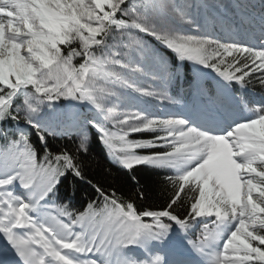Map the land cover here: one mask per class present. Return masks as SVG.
<instances>
[{
  "label": "snow or ice",
  "instance_id": "6c2138e0",
  "mask_svg": "<svg viewBox=\"0 0 264 264\" xmlns=\"http://www.w3.org/2000/svg\"><path fill=\"white\" fill-rule=\"evenodd\" d=\"M254 79L264 0H0V264H264ZM93 140L135 190L86 176Z\"/></svg>",
  "mask_w": 264,
  "mask_h": 264
},
{
  "label": "trees",
  "instance_id": "16d2710c",
  "mask_svg": "<svg viewBox=\"0 0 264 264\" xmlns=\"http://www.w3.org/2000/svg\"><path fill=\"white\" fill-rule=\"evenodd\" d=\"M79 62V59L75 61ZM191 67V65H189ZM256 74H254L255 77ZM188 91L191 92L190 89ZM250 93L252 97L264 95V89H262L258 82L254 79V86H250ZM185 98L192 99L191 93L183 92ZM147 135V134H145ZM130 139L136 138L134 136L129 137ZM67 145V147L74 151L75 145L70 142H59L53 145L55 148H60ZM82 162L85 166V174L88 178L92 179L94 182L99 180L106 186L111 185L115 187L118 192L127 193L133 191L134 185L128 179L127 174L122 172H117L108 158V155L102 145L93 140L92 148L88 156L82 157ZM111 172L109 176L108 173ZM137 179L139 180L140 187L145 191L148 203L158 206L165 202L171 195V191L167 188L163 181V177L157 175L151 169H143L137 172ZM75 185L77 195L73 198L74 206L77 210L81 209L84 202L91 198L92 189L89 185L76 180L72 176H68L63 180L61 191L62 193L68 191L71 185ZM183 198V194H181ZM187 207V205L185 206Z\"/></svg>",
  "mask_w": 264,
  "mask_h": 264
},
{
  "label": "rangeland",
  "instance_id": "374dc122",
  "mask_svg": "<svg viewBox=\"0 0 264 264\" xmlns=\"http://www.w3.org/2000/svg\"><path fill=\"white\" fill-rule=\"evenodd\" d=\"M213 2H218V0H213Z\"/></svg>",
  "mask_w": 264,
  "mask_h": 264
}]
</instances>
